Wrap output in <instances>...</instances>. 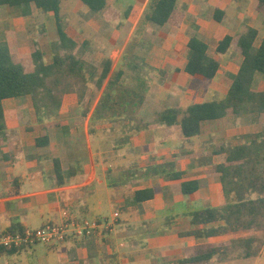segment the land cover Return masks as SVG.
Listing matches in <instances>:
<instances>
[{
  "label": "crops",
  "instance_id": "0c3cea01",
  "mask_svg": "<svg viewBox=\"0 0 264 264\" xmlns=\"http://www.w3.org/2000/svg\"><path fill=\"white\" fill-rule=\"evenodd\" d=\"M125 1L108 0V3L117 10L115 14L129 11L130 20L136 0H128L133 5H124ZM194 1L178 0L177 10L184 15L181 25L163 27L180 30L178 36L168 35L165 42L159 38H150L147 43L142 38L136 41L133 32L139 23L137 18L124 44L112 50L113 70L123 69L125 81H131L133 86H137L136 75L124 66L132 45V55L144 61L155 75L160 72L167 75L165 67L175 63L177 54L183 59L169 76L166 95L152 90L148 86L151 80L146 78L147 94L137 116L149 126L129 141L123 140L131 125L129 119L110 122L94 117L99 97L90 112L83 114L78 96L67 95L58 117L51 121L38 119L30 96L3 100L0 236L9 233L13 226L25 231L60 223L65 212L79 219L115 222L100 237L2 251L0 264H187L188 254L195 246L264 236L255 232L198 238L194 233L204 226L193 228L190 217L193 212L235 202L233 195L224 193L220 176L212 168L223 163L227 151L241 145L243 137L261 131L264 114L242 111L204 122L200 134L193 138H185L175 126L155 122L156 114L168 107L185 108L227 96L243 56L233 49L223 56L216 55L224 37L254 28L258 31L256 46L264 39L261 29L264 15L256 10L257 0H249L248 8H244L245 0H196L193 4ZM217 9L225 13L221 23L214 20ZM28 10L29 14H25L20 7H0V43L6 44L18 62L27 67H32L37 51L50 64L53 46L59 41L56 16L34 5ZM60 14L66 33L79 46L102 31L101 16L92 14L81 0H64ZM66 14L70 16L68 19L64 17ZM191 19L194 33L185 38L181 34L188 29ZM114 20L125 21L120 17ZM114 20L109 19V24L118 25ZM195 35L209 46V55L219 61L220 69L211 81L185 72L190 57L188 43ZM215 38L211 53L209 41ZM85 61L93 63L94 58ZM259 91H264V83ZM164 98L170 104H163ZM170 163L174 168L167 166ZM175 173L181 174V178L171 179ZM188 181H197L199 188L184 195L181 186ZM147 189L153 191V198L136 203V192ZM210 264L227 263L216 258ZM229 264H264V246L259 257Z\"/></svg>",
  "mask_w": 264,
  "mask_h": 264
},
{
  "label": "trees",
  "instance_id": "16d2710c",
  "mask_svg": "<svg viewBox=\"0 0 264 264\" xmlns=\"http://www.w3.org/2000/svg\"><path fill=\"white\" fill-rule=\"evenodd\" d=\"M64 0H0L1 6L20 7L25 14L34 5L44 12L56 16L59 41L53 46V62L46 64L41 51L33 55L32 67L18 62L8 46L0 43V130L5 128V113L2 102L9 98L30 96L40 121H51L59 115L67 95L78 96L83 114L90 112L99 97L94 117L117 122L129 119L130 127L123 140L129 139L146 130L148 124L137 116L146 98V80L140 76L148 66L139 57L126 54L125 68L131 70L138 81L137 86L125 81L123 69L113 70L110 58L98 66L82 59L78 52L87 49L88 43L79 46L65 31L60 14ZM92 14L108 13V0H81ZM178 0H152L145 18L159 27L172 25L179 27L184 19L177 10ZM257 12L264 15V0H257ZM111 12V11H110ZM225 13L217 9L214 20L221 23ZM125 18L129 11L124 13ZM258 31L248 28L234 36L227 35L218 44L216 55L223 56L234 50L243 56V62L225 98L219 101L193 104L185 108L168 107L155 116L156 123L177 127L185 138H193L201 132L202 123L222 119L247 111L264 114V91L257 89L261 78L264 79V39L256 46ZM188 48L190 57L185 72L193 77L213 80L220 69L219 61L209 55V46L198 36H192ZM130 56V57H129ZM126 62V63H125ZM149 68V67H148ZM90 90V92H89ZM39 144V142H38ZM41 145V143H40ZM167 166L174 168V164ZM212 172L220 176L226 195H233L235 202L221 207H208L190 214L195 235L198 238H211L220 235L263 233L264 235V126L261 131L242 138L241 145L227 151L223 163L214 165ZM181 174L170 178L177 180ZM182 193L191 195L199 186L197 181L182 183ZM152 190L137 191L135 202L141 203L153 198ZM9 233L22 232L13 226ZM264 246V236L229 240L224 244H202L193 247L187 264H210L214 259L249 261L259 257ZM17 249L2 251L14 252Z\"/></svg>",
  "mask_w": 264,
  "mask_h": 264
},
{
  "label": "rangeland",
  "instance_id": "374dc122",
  "mask_svg": "<svg viewBox=\"0 0 264 264\" xmlns=\"http://www.w3.org/2000/svg\"><path fill=\"white\" fill-rule=\"evenodd\" d=\"M132 1H128L126 0L125 4H132L130 3ZM152 0H136L135 1V5H134V10H133V14H131L130 20H128V17L125 18L124 13L122 14L118 13L115 14V12L117 11L110 3L109 4V8L110 11L108 13H102L99 14L101 16V18L103 19V26H102V31L101 33L94 37L91 41L89 40L88 42L86 41V43H88V47L87 49H81L78 52V55L86 60L88 57L89 58H94V64L95 65H99L104 59L110 58V55L112 54V50H114V48H118V46H122V44H124V42L126 41V39L128 38L130 32L132 31V28L134 26L135 21L137 20V18H139V23L137 28L134 30L133 32V37L134 39L137 41L138 39L142 38V41H144L145 43L150 41V38H152V40H156L157 38H159L160 41L165 42L166 39L165 37L172 36V37H176L179 35V31L180 30H175L172 28H168V27H159V26H154L153 24H151L150 22H148L145 18L146 14L149 12L150 10V5H151ZM196 0L194 1L193 4H196ZM250 4V1L248 0V2L245 0L244 8H248ZM124 7V6H123ZM126 6L123 8L125 9ZM63 11H64V5L62 7ZM254 9V6H252L251 10ZM139 16V17H137ZM65 19H68L70 16L68 14H66V16H64ZM121 18V21L125 20L123 23H120L119 20H114V18ZM109 19H113L116 23L118 22V25L115 24L114 22H112L111 24H109L110 22L108 21ZM128 20V21H127ZM108 21V22H107ZM120 23V24H119ZM188 29H184V31L182 32L181 35L188 37L189 35L194 33L193 30V26H192V19L188 20ZM190 25V26H189ZM262 26V31L264 33V21L261 23ZM174 30L175 34L172 35V31L170 30ZM84 37V36H83ZM85 38V37H84ZM155 38V39H154ZM93 42L94 45H91V43ZM216 42V38L212 39V41H209L210 44V52L213 53L214 52V44ZM132 49H128L127 54L128 55H132V50H133V45L131 46ZM129 56V57H130ZM177 56H180L179 54H177ZM175 57V63L170 65H167L165 67V72L167 75L162 74V72H160L159 74L155 75V73L152 71L151 68H145L144 71L141 72L140 76L144 77L145 80L150 79V83H149V87L152 88V90H154L155 92H162L163 94L165 92H167L166 87H168L170 85L171 82V77L170 74L173 73L174 71V66L180 65V63L182 62L183 59L179 58V57ZM115 58L116 60L119 58V53L115 54ZM126 63V62H125ZM126 71L131 72V74H133V72L129 69L126 68ZM138 76V75H136ZM131 82V81H129ZM132 83V82H131ZM264 83V79L261 78L257 84V89L259 90L260 85ZM136 84H138V81H136ZM225 84V83H223ZM166 95V94H164ZM162 101V100H161ZM163 104H170V101H167L166 98L163 99ZM164 105V106H166ZM235 263L237 262V260L235 259H228V260H223L224 263H231V262Z\"/></svg>",
  "mask_w": 264,
  "mask_h": 264
},
{
  "label": "built area",
  "instance_id": "2783aa9c",
  "mask_svg": "<svg viewBox=\"0 0 264 264\" xmlns=\"http://www.w3.org/2000/svg\"><path fill=\"white\" fill-rule=\"evenodd\" d=\"M64 216V220L60 223H49L39 229L1 235L0 247L23 249L37 244L53 246L70 239L100 237L109 232L115 222L112 219H79L68 212H65ZM117 216L118 214L115 215Z\"/></svg>",
  "mask_w": 264,
  "mask_h": 264
}]
</instances>
